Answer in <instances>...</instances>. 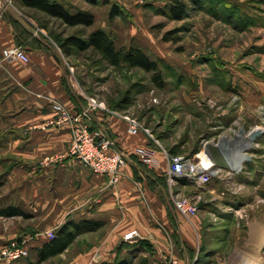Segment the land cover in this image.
<instances>
[{"label":"crops","instance_id":"1","mask_svg":"<svg viewBox=\"0 0 264 264\" xmlns=\"http://www.w3.org/2000/svg\"><path fill=\"white\" fill-rule=\"evenodd\" d=\"M33 11L43 13L19 0H0V141L1 150L8 151L0 153V161L9 163L0 166V188L5 187L0 207L14 204L28 214L0 216V247L15 237L34 236L32 256L11 264H157L165 258L178 264H264V210L240 217L245 189L225 185L232 171L221 170L201 186L186 180L170 184L168 150L148 133L128 132L123 117L106 105L81 115L90 95L74 85L67 56ZM11 46L22 47L28 62L3 60L1 50ZM53 102L91 131L103 130L113 149L124 153L116 186L74 157L58 158L72 124H48L57 116ZM205 151L196 155L216 159ZM176 194L195 199L197 212L179 213ZM89 220L100 225L78 234L61 253L37 261L35 248L48 240L47 230Z\"/></svg>","mask_w":264,"mask_h":264},{"label":"rangeland","instance_id":"2","mask_svg":"<svg viewBox=\"0 0 264 264\" xmlns=\"http://www.w3.org/2000/svg\"><path fill=\"white\" fill-rule=\"evenodd\" d=\"M60 1L92 12L95 21L88 27L67 26L31 12L47 24L48 33L63 37L103 27L117 46L134 43L159 60L162 87L151 81V73L115 69L91 50H75L65 58L77 88L140 120L167 150L184 155L212 151L217 160L210 162L224 170L228 166L220 141L235 148L242 128L246 134L264 127V0H187V15L180 20L166 15L170 0ZM112 6L117 11L111 17ZM126 99V107L116 106ZM2 102L0 93V123ZM2 148L0 141V153L8 152ZM243 150L240 171H232L225 185L237 192L245 189L240 217L246 219L264 210V133ZM0 166L3 170L9 163L0 161Z\"/></svg>","mask_w":264,"mask_h":264},{"label":"built area","instance_id":"3","mask_svg":"<svg viewBox=\"0 0 264 264\" xmlns=\"http://www.w3.org/2000/svg\"><path fill=\"white\" fill-rule=\"evenodd\" d=\"M2 59L5 61L17 60L20 62H28L29 58L24 49L20 46H11L1 50ZM52 108L57 112V116L48 121V124H62L70 122L72 124L71 139L67 145L65 152L60 154L58 158L63 156H71L79 160L84 166L91 171L103 174L108 177L109 184L116 186L123 174V168L126 164L125 155L119 150L113 149V141L103 130L91 131L85 123L78 120L76 116L69 114L66 107L59 102H53ZM96 108L108 109L102 101H98L93 96L88 97L87 107L83 109L81 115L88 116L89 112ZM115 114L123 117L127 123V130L130 133L144 131L152 138L149 129L137 118L129 116L126 113L111 110ZM228 169L233 172L240 171L231 164L229 158L223 155ZM54 157H49L47 161H53ZM242 166V160H240ZM221 170L218 165L213 164L204 155L199 154L189 156L184 154H169L167 181L173 184L176 180H186L195 185L201 186L210 182L217 177ZM175 209L185 215L191 216L198 210L196 200L190 195L176 194L173 197ZM135 232H129L125 238H131ZM48 239L54 237L52 229L46 231ZM34 236L15 237L0 247V264H11L21 260L29 255L30 242ZM82 264H94L93 260L84 261ZM157 264H178L175 258H165Z\"/></svg>","mask_w":264,"mask_h":264},{"label":"trees","instance_id":"4","mask_svg":"<svg viewBox=\"0 0 264 264\" xmlns=\"http://www.w3.org/2000/svg\"><path fill=\"white\" fill-rule=\"evenodd\" d=\"M23 6L35 8L42 11L48 17L56 18L67 26H91L94 21V14L88 10L71 9L60 0H19ZM89 3H97L99 0H86ZM105 2V0H104ZM117 11L116 6H112L110 16H114ZM187 0H170L166 15L172 19L180 20L187 15ZM43 27L47 24L41 23ZM54 40L66 55H71L75 50H91L100 59L115 69L140 68L151 73V81L158 87L164 85L163 75L159 60L151 58L146 51L134 43L117 46L114 38L108 30L97 27L85 34L81 30L67 36H61L50 32ZM129 97V96H127ZM126 104H116V106L126 107L130 102L126 99ZM169 154H178L173 149L168 150ZM190 154L189 156H192ZM28 214L18 205L10 204L0 207V216H14ZM100 225L99 222L81 221L79 223H65L55 230L54 237L43 242L36 247L37 261H44L51 256L61 253L75 237L83 231L94 230Z\"/></svg>","mask_w":264,"mask_h":264},{"label":"bare ground","instance_id":"5","mask_svg":"<svg viewBox=\"0 0 264 264\" xmlns=\"http://www.w3.org/2000/svg\"><path fill=\"white\" fill-rule=\"evenodd\" d=\"M247 134V133H246ZM238 141H239V145L235 148H231L230 146H228L227 141L226 140H222L220 141L222 143V145L224 146V151H225V156H227L231 162V164L235 165L237 168L240 167V159L245 157L244 153H243V149L245 147H248L251 142L250 140L241 134L237 135ZM234 144V143H233ZM235 146V145H234ZM246 149V148H245ZM237 156L239 159H236ZM227 167V166H226ZM252 264V263H251Z\"/></svg>","mask_w":264,"mask_h":264},{"label":"water","instance_id":"6","mask_svg":"<svg viewBox=\"0 0 264 264\" xmlns=\"http://www.w3.org/2000/svg\"><path fill=\"white\" fill-rule=\"evenodd\" d=\"M241 133L250 140L251 144L249 146L251 147L253 146L255 139H257V137H259L261 134L264 133V127L261 126L254 127L247 134H245L244 129L242 128L239 134Z\"/></svg>","mask_w":264,"mask_h":264}]
</instances>
